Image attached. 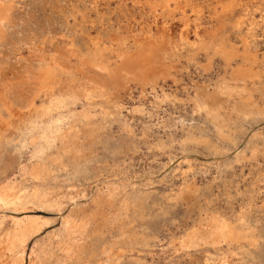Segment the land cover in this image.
Instances as JSON below:
<instances>
[{"label": "rangeland", "instance_id": "obj_1", "mask_svg": "<svg viewBox=\"0 0 264 264\" xmlns=\"http://www.w3.org/2000/svg\"><path fill=\"white\" fill-rule=\"evenodd\" d=\"M0 189L24 264H264V0H0Z\"/></svg>", "mask_w": 264, "mask_h": 264}, {"label": "bare ground", "instance_id": "obj_2", "mask_svg": "<svg viewBox=\"0 0 264 264\" xmlns=\"http://www.w3.org/2000/svg\"><path fill=\"white\" fill-rule=\"evenodd\" d=\"M10 198L11 197H9L7 194L4 193V191H2L0 189V205L7 206L10 203H12V200ZM224 229H225V231H222V232L224 233L225 237L227 236V237H229V239L231 237L232 238L237 237V236H235L234 230L232 228H229V227L227 228V226H226ZM16 231H17V229H16ZM15 234H18V232ZM216 234H217V232H216ZM20 237L17 238L16 235L12 234V235L7 236V238L5 240L3 239L7 245V246L6 245L5 246H6V250L8 251V253L0 252V264H24L25 253H26L25 252V238H20ZM215 239H217V237ZM223 241H224V239H223Z\"/></svg>", "mask_w": 264, "mask_h": 264}]
</instances>
